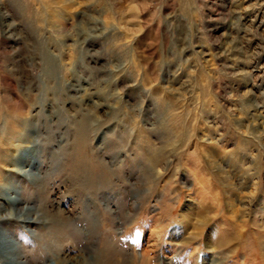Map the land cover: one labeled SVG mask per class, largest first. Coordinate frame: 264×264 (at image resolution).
Wrapping results in <instances>:
<instances>
[{
  "label": "rangeland",
  "instance_id": "rangeland-1",
  "mask_svg": "<svg viewBox=\"0 0 264 264\" xmlns=\"http://www.w3.org/2000/svg\"><path fill=\"white\" fill-rule=\"evenodd\" d=\"M13 258L264 264V0H0Z\"/></svg>",
  "mask_w": 264,
  "mask_h": 264
},
{
  "label": "bare ground",
  "instance_id": "bare-ground-1",
  "mask_svg": "<svg viewBox=\"0 0 264 264\" xmlns=\"http://www.w3.org/2000/svg\"><path fill=\"white\" fill-rule=\"evenodd\" d=\"M17 202H18V201H17ZM17 202H15L14 204H17ZM25 209H26V212H27L28 214H32V215L35 216V219H34V220H37L38 222H42V223H45V222L47 221L46 218L42 217L41 215H38V213H37V211H36V209H35L34 207L26 206ZM40 220H42V221H40ZM189 234H190V233H189ZM185 239H186V238H185ZM181 241H182V240H181ZM14 257H16V256L14 255ZM8 261H9L10 263H12V264H23L22 262L18 261L16 258L9 259Z\"/></svg>",
  "mask_w": 264,
  "mask_h": 264
}]
</instances>
